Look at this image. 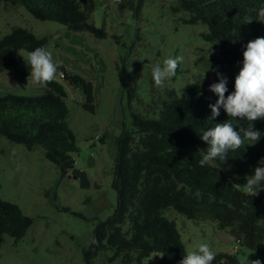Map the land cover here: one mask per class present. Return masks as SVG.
<instances>
[{"label":"trees","instance_id":"trees-1","mask_svg":"<svg viewBox=\"0 0 264 264\" xmlns=\"http://www.w3.org/2000/svg\"><path fill=\"white\" fill-rule=\"evenodd\" d=\"M137 2L128 6L140 17L145 0ZM2 6H22L39 21L58 23L71 32L88 33L99 40L108 37L104 27L98 28L92 21L96 0H0V10ZM261 7L264 0H177L171 10L186 16L184 24L205 25L208 31L203 39L218 50L221 62L242 67L246 44L264 37V23L256 20ZM246 18L253 21L247 23ZM49 41V37H37L26 28L12 27L0 38V74L16 65L20 51L47 47ZM235 76H227L226 95L234 91ZM64 78L82 91L83 109L95 114L93 83L77 74L65 73ZM215 82L218 80L180 94L169 90L158 103L153 102L154 118L131 112L132 129H123L116 140L111 183L117 195L116 208L93 231L92 238L99 244L82 248L86 264H93L95 258L110 251L111 262L143 264L155 257L158 264H178L187 249L176 222L166 216L168 210L192 221L214 222L221 231H229L241 248L259 254L264 264V190L255 197L243 190L245 178L254 174L264 157V119L253 122L262 133L255 145L249 146L246 141L243 148L228 153L226 162L217 160L201 167V152H206L208 145L200 135L229 119L223 109L218 117L211 118L208 105L217 97L209 86ZM123 90L130 103L137 98L134 74L124 72ZM67 97L65 86L57 80L39 95H1L0 135L28 151L42 148L45 158L65 173L72 155L79 152L68 122ZM233 123L237 131L248 126L247 120ZM62 210L84 218L69 207ZM33 223L17 204L0 198V249L6 236L16 243L22 240ZM223 262L250 264L241 262L235 254H220L212 264Z\"/></svg>","mask_w":264,"mask_h":264},{"label":"rangeland","instance_id":"rangeland-1","mask_svg":"<svg viewBox=\"0 0 264 264\" xmlns=\"http://www.w3.org/2000/svg\"><path fill=\"white\" fill-rule=\"evenodd\" d=\"M176 1L145 0L140 17H136L128 4H136L137 0H96L92 21L108 33L103 40L71 32L58 23L39 21L22 6L21 15L0 10V38L14 26L26 28L37 37H49L47 48L61 65L60 71L83 76L93 83L96 106L95 114L85 111L82 91L63 77L56 79L66 88L68 122L79 147L65 173L45 158L42 148L28 151L0 135V198L17 204L34 220L19 242L5 237L0 264H86L82 248L90 245L97 223L111 216L116 208L117 195L111 186L116 140L123 129H132L131 112L156 117L153 102L158 103L169 90L180 94L218 80L212 69L225 77L238 74L240 66L223 64L218 50L204 41L203 34L208 31L205 25L184 24L186 16L172 12ZM27 53L17 54L16 65L4 73L2 81L12 89L10 93L39 95L44 86H27L24 74H30V67L23 57ZM176 56L184 58L176 75L163 87H156L152 66ZM125 71L137 79L138 96L132 103L123 90ZM258 121L261 119L255 122ZM64 207L84 218L63 211ZM166 216L176 222L187 252L207 243L216 256L235 254L244 263L261 259L259 254L236 245L235 238L231 243L221 241V233L233 235L221 231L212 221H192L173 210L166 211ZM112 255L111 251L103 253L93 264H122L120 260L111 262ZM143 264L158 261L151 257Z\"/></svg>","mask_w":264,"mask_h":264},{"label":"clouds","instance_id":"clouds-1","mask_svg":"<svg viewBox=\"0 0 264 264\" xmlns=\"http://www.w3.org/2000/svg\"><path fill=\"white\" fill-rule=\"evenodd\" d=\"M246 20L247 23L253 21L250 18ZM256 20L264 23V7L257 11ZM242 55V67L235 76L234 91L227 95V77L212 69L216 72L218 82L209 86V90L217 97L215 103L208 105L211 118L218 117L223 109L229 119L216 123L214 127L208 128L200 135L208 145L206 152H201L202 158L198 162L201 167L211 166L217 160L221 163L226 162L230 151L243 148L246 141L247 145L252 146L261 139L262 133L255 129L253 122L264 119V37L249 41ZM23 57L30 67L27 86L46 87L54 80L63 77V72L60 71L61 65L53 60L52 52L47 47H37ZM183 59L182 56L169 57L162 64H154L151 76L155 86L163 87L166 80L174 77ZM237 120H247V128L241 127L237 131L233 123ZM245 179L243 190L247 195L255 197L264 190V157L258 161L254 174ZM90 243L98 245L99 241L93 237ZM215 258L216 254L210 245L200 243L194 250L187 252L178 264H212ZM250 264H262V262L256 259L250 261Z\"/></svg>","mask_w":264,"mask_h":264},{"label":"crops","instance_id":"crops-1","mask_svg":"<svg viewBox=\"0 0 264 264\" xmlns=\"http://www.w3.org/2000/svg\"><path fill=\"white\" fill-rule=\"evenodd\" d=\"M2 8H4L6 11H9V12H11V11L12 12L17 11L18 13L20 12L19 13L20 15L22 14V11H23L21 8H19V6H16V7H11V6L5 7V6H2ZM4 73H6V72H4ZM4 73L0 74V94H5V93L7 94V93H10V91L12 90V89H9L8 86H6V85L3 84L2 79L6 78L4 76ZM24 75H27L25 77H28L29 76L28 73L27 74H24ZM1 77H3V78H1ZM25 89H27V87H25ZM13 90L15 91V89H13ZM28 90H29V88H28Z\"/></svg>","mask_w":264,"mask_h":264},{"label":"water","instance_id":"water-1","mask_svg":"<svg viewBox=\"0 0 264 264\" xmlns=\"http://www.w3.org/2000/svg\"><path fill=\"white\" fill-rule=\"evenodd\" d=\"M220 240L226 243H231L234 240L233 236H226L225 234L221 233V235L219 236Z\"/></svg>","mask_w":264,"mask_h":264},{"label":"built area","instance_id":"built-area-1","mask_svg":"<svg viewBox=\"0 0 264 264\" xmlns=\"http://www.w3.org/2000/svg\"><path fill=\"white\" fill-rule=\"evenodd\" d=\"M64 77H65V73H63V78H64ZM236 245H238V246L240 245V244H239V241H236Z\"/></svg>","mask_w":264,"mask_h":264}]
</instances>
